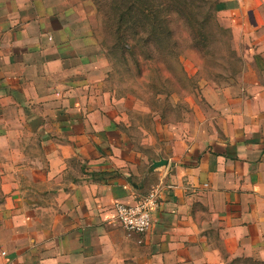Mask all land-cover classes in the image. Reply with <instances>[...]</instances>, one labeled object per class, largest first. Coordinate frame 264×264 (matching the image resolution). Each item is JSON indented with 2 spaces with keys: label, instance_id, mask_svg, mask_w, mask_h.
Returning <instances> with one entry per match:
<instances>
[{
  "label": "crops",
  "instance_id": "obj_1",
  "mask_svg": "<svg viewBox=\"0 0 264 264\" xmlns=\"http://www.w3.org/2000/svg\"><path fill=\"white\" fill-rule=\"evenodd\" d=\"M218 8L255 38L241 82L204 89L191 122L136 139L61 13L0 0V264L264 261V0ZM153 190L151 229L124 230L113 205Z\"/></svg>",
  "mask_w": 264,
  "mask_h": 264
},
{
  "label": "rangeland",
  "instance_id": "obj_2",
  "mask_svg": "<svg viewBox=\"0 0 264 264\" xmlns=\"http://www.w3.org/2000/svg\"><path fill=\"white\" fill-rule=\"evenodd\" d=\"M46 2L70 27L74 54L97 59L105 72L102 87L126 117L121 129L136 139L191 122L194 106L206 105L204 89L239 84L251 53L247 47L255 41L218 15L219 0ZM122 13L128 14L119 23ZM146 16L148 32L139 22L132 25ZM149 31H155L152 40H146Z\"/></svg>",
  "mask_w": 264,
  "mask_h": 264
},
{
  "label": "built area",
  "instance_id": "obj_3",
  "mask_svg": "<svg viewBox=\"0 0 264 264\" xmlns=\"http://www.w3.org/2000/svg\"><path fill=\"white\" fill-rule=\"evenodd\" d=\"M160 195L153 190L133 204L115 203L113 210L121 227L129 233L145 234L153 225V209L159 205Z\"/></svg>",
  "mask_w": 264,
  "mask_h": 264
},
{
  "label": "trees",
  "instance_id": "obj_4",
  "mask_svg": "<svg viewBox=\"0 0 264 264\" xmlns=\"http://www.w3.org/2000/svg\"><path fill=\"white\" fill-rule=\"evenodd\" d=\"M129 8V7H128ZM128 13H122L121 15H119V23H121L122 21H123V17H124V15H127ZM145 19H148V16H146V18H144V19H140V18H135L132 22V25H136V24H138V22H139V24L142 26V27H140V25H139V27H140V29L142 30V31H144V32H148V30L145 28V27H143L145 24H147V21H145ZM154 19V18H153ZM144 21V22H143ZM150 22H151V20H150ZM155 22V21H154ZM118 23V24H119ZM145 23V24H144ZM153 25V24H152ZM119 26H120V24H119ZM129 28V29H131L132 30V28L131 27H129V26H126V28ZM152 27V26H151ZM126 28H124V30H126L127 31V29ZM134 28V27H133ZM124 30L121 32V35H120V37L118 38V39H120L122 42H123V38H122V36H123V32H124ZM145 30H147V31H145ZM135 31H137V30H135ZM116 32L117 33H119L120 32V27H118L117 29H116ZM152 32H154L155 33V31H149V35H148V37H146V40L147 39H150V40H152L153 39V36H155ZM135 34H138V33H135ZM123 47H124V49L125 50H129L130 49V45H129V43H127V42H124L123 43ZM248 262L249 263H253V264H264V261H256V260H252V259H250V258H235V259H233V260H231V262H229V263H227V264H235V263H241V264H248Z\"/></svg>",
  "mask_w": 264,
  "mask_h": 264
},
{
  "label": "water",
  "instance_id": "obj_5",
  "mask_svg": "<svg viewBox=\"0 0 264 264\" xmlns=\"http://www.w3.org/2000/svg\"><path fill=\"white\" fill-rule=\"evenodd\" d=\"M166 161L165 160H159L157 162H154L153 167H159L161 165H165Z\"/></svg>",
  "mask_w": 264,
  "mask_h": 264
}]
</instances>
